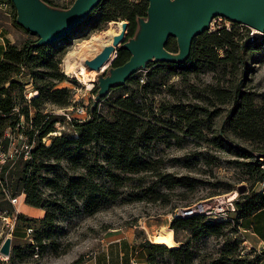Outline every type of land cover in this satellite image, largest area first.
Returning <instances> with one entry per match:
<instances>
[{
	"label": "trees",
	"instance_id": "trees-1",
	"mask_svg": "<svg viewBox=\"0 0 264 264\" xmlns=\"http://www.w3.org/2000/svg\"><path fill=\"white\" fill-rule=\"evenodd\" d=\"M42 1L50 5L48 0ZM147 7V2L140 5L128 3L127 0H101L81 24L91 22L90 15L94 12H98L95 19L98 21L126 20L130 39L135 36L139 18L146 17ZM94 26L91 24V28ZM72 32L41 47L33 46L37 40L26 41L22 45L7 42L6 46L0 47V149L4 153L9 149V139L4 136L7 130L11 135L21 134L23 139L17 140L20 148L13 153V157L7 158L0 166V198H5L6 204L11 206L6 195L14 198L23 194L26 205L44 212V217L38 219L37 228L24 226L32 230L33 238L29 237L28 244L31 253L37 248L40 253L49 250L51 257L65 254L69 245L59 252L61 244L55 238L58 224L63 219L76 211L90 216L98 211L105 200L116 199L117 191L106 188L105 183L119 186L131 180L128 176L148 172L149 161L141 151L162 138L163 133L170 140L180 136L202 139L205 131L203 120L217 117L221 112L219 106L223 104L229 105L230 110L210 144L234 155L236 165L243 170L242 180L247 185L244 184L246 188L243 193H238L234 218L230 222L207 221L202 215L194 214L172 219L170 227L174 235L184 229L189 233L190 241L195 242L202 237L222 235L228 225H232L236 231L240 220L264 209V193L256 189L264 186V96L244 91L242 77L230 91L208 84L205 87L208 94L205 98L198 97V102L184 104L179 100L168 108L158 107L161 115H167L166 120L153 113L154 107L146 111L131 94L124 98L120 96L113 102L115 111L110 120L101 115L98 109L107 95L95 109L88 108L86 120L73 118L68 121L64 114L42 108L49 104L69 112L66 109L71 99L69 90H56L55 87L66 79L59 65L67 52ZM239 38L234 30L219 29L213 34L204 32L192 40L189 55L184 61L164 62L165 67L173 76L188 74L197 67L214 73L220 67L245 70L244 52L261 49L264 35L249 43L250 37L245 41ZM174 41L173 38L168 39L164 47L171 53L177 52ZM220 50L223 54H220ZM129 57L127 51L119 50L114 67L122 65ZM27 84L35 92L32 97L25 95ZM96 92L97 87L92 94L95 96ZM58 123L68 125L76 136L72 138L64 132L58 136L50 135ZM46 137L49 143H46ZM170 140H167L168 143ZM157 176L168 188L182 182H176L170 174ZM18 218L32 220L23 214ZM146 242L150 249L149 264L157 253L172 257L174 264H188L194 259L186 243L167 248ZM226 247L227 244L211 264H258L264 255L252 250L255 257L250 260L248 256H234V250ZM20 253L19 246L13 247L11 254L17 263L21 262ZM81 260L78 257L73 264Z\"/></svg>",
	"mask_w": 264,
	"mask_h": 264
},
{
	"label": "rangeland",
	"instance_id": "rangeland-1",
	"mask_svg": "<svg viewBox=\"0 0 264 264\" xmlns=\"http://www.w3.org/2000/svg\"><path fill=\"white\" fill-rule=\"evenodd\" d=\"M0 1H3L0 7V47L6 46L7 42L22 45L26 41L37 40L38 37L24 30L15 22V9L11 0ZM48 1L50 2L49 7L57 9H67L73 2V0ZM127 1L140 5L146 2V0ZM90 16L91 22H85L77 29L74 28L73 32L71 31L72 37L67 45L65 55L71 50H76L85 40L100 35L101 31L106 30L110 25H114L115 21H126H98L95 20L98 17V12H94ZM91 24L95 25L94 28H91ZM219 29L236 31L240 41H245L253 35L260 36L259 32L254 34V29L235 22L232 23L223 17L222 19H213L204 32L213 34ZM127 33L128 30L125 40L128 39ZM219 52L223 54L221 50ZM64 56L59 66H61L66 79L58 83L55 89L69 90L71 99L66 109L72 111L74 116L82 118L83 115L76 112V109L83 108L86 112L85 116L88 115V108L94 99L92 92L97 87V77L101 74H109V70L115 65V58L101 71L91 70L85 66L89 75L83 76L77 68L70 72L64 71L65 66L62 63ZM94 56H86L87 58L84 60ZM77 59L79 58L75 57V60L80 63L81 61ZM244 60L246 61L245 70L240 67L234 69L220 67L214 73L197 67L188 74H175V76L170 74V70L165 67V63L162 61L146 62L145 66L132 74L130 80L125 84L110 89L107 99L99 104L98 109H100L101 115L110 120L115 111L113 102L120 96L124 98L132 94L146 108V111H149L150 107H154L153 113H157L161 120H166L167 115H161L160 111L157 110L158 107L168 108L169 105L179 100L184 104L198 102V97L205 98L208 94L205 88L208 84L230 91L235 82L242 77L241 82L244 91L251 92L255 96H264V46L259 50L244 52ZM33 93L32 86L27 84L26 97H32ZM219 107L221 112L217 117L208 120L201 116L202 119H205L203 120L205 131L202 139L180 136L178 139L170 140L165 137L167 134L163 133L164 137L162 136L157 141L150 143L145 147L146 150L141 151L144 158L149 161L147 166L150 167V170L148 172L128 176L131 177V180H126L119 186L105 183L106 188L117 191L116 199L105 200L98 211L90 216L81 211H76L63 219L58 224L55 236L57 242L61 244L58 249L59 252H62L69 245L66 251L69 253L68 256L88 254L99 245V239L103 237L106 231L120 229V227H136L138 232L149 235L151 238L159 226L170 227V215H174L179 208L209 201L211 197L216 195H233L234 193L238 195V186L247 185V183L242 180L243 170L235 163L237 158L231 153L225 150L220 151L210 144L221 126L222 119L230 110V106L227 104ZM42 109L60 115L64 113L62 108H56L49 104L44 105ZM54 126L55 131L50 134L52 136H58L61 132L72 138L76 136L74 130L68 125L58 123ZM165 127L168 128L166 125ZM8 137H12L13 142H15L10 150L13 154L15 149L20 147L18 141H15V134L11 135L9 130ZM167 140H170L169 143ZM45 141L46 143L50 142L47 137ZM2 145L4 147V143ZM4 158L0 151V166L3 164ZM163 174H170L176 182L182 181V184L178 182L171 188L166 187L161 182L160 177L157 176ZM22 197L23 194H19V202L15 205L11 204V206L6 204L5 198H0V244L6 237H10L11 251L15 247L14 245L19 246L21 262L17 264H49L51 262L49 250L40 253V249H34L31 253L28 248L29 237L32 236L33 238V234L24 240L7 235L10 232V227L15 226L17 221L21 227L30 226L33 229L38 227V219L36 218H31V221L18 218L20 214L33 215L30 214L32 207L26 205ZM153 198L158 200H149ZM239 230L240 228H237L235 231L232 225H228L220 236L202 237L193 242L190 241L189 233L180 229L174 237L178 247L180 244L186 243L192 251L194 259L188 264H211L226 244V248L234 250V256H248L251 260L255 254L244 245V239H242ZM151 264H174V260L167 254L157 253Z\"/></svg>",
	"mask_w": 264,
	"mask_h": 264
},
{
	"label": "water",
	"instance_id": "water-1",
	"mask_svg": "<svg viewBox=\"0 0 264 264\" xmlns=\"http://www.w3.org/2000/svg\"><path fill=\"white\" fill-rule=\"evenodd\" d=\"M101 0H74L69 9L49 7L42 0H11L16 11L15 22L24 30L38 37L33 44L41 47L62 39L97 7ZM146 17L139 18L135 36L125 40L128 23L121 22V30L110 44L102 46L100 52L84 65L91 70L101 71L111 55L116 57L119 50L129 53V59L120 66L109 70L108 75L97 77V92L89 109L93 110L117 85H123L146 62L180 63L190 52L192 40L208 29L218 16L250 27L264 34V0H146ZM118 22V21H115ZM260 36L248 39L255 42ZM176 41L177 52L171 53L165 47L168 39ZM224 123V120H223ZM246 150V149H245ZM248 151V150H247ZM246 186L241 184L237 193H243ZM11 238L6 237L0 244V255L9 256Z\"/></svg>",
	"mask_w": 264,
	"mask_h": 264
},
{
	"label": "crops",
	"instance_id": "crops-1",
	"mask_svg": "<svg viewBox=\"0 0 264 264\" xmlns=\"http://www.w3.org/2000/svg\"><path fill=\"white\" fill-rule=\"evenodd\" d=\"M256 189L264 193V186H258ZM30 214L33 215H23L29 219H42L44 217V212L34 207H32ZM239 224V232L247 249L264 253V209L240 220ZM11 231L10 236L15 239L24 240L27 238L26 228L19 226L18 223L12 226ZM146 241L151 242L152 240L149 235L138 232L136 227L111 229L104 233L103 237L99 239V245L90 253L83 256H68L69 253L67 252L59 257H49L51 258L49 264H73L78 257L82 259L78 264H130L133 260H137L139 264H149L150 249ZM14 246L17 247L18 245ZM11 253L12 251L7 262L0 259V264H17ZM258 264H264V255Z\"/></svg>",
	"mask_w": 264,
	"mask_h": 264
},
{
	"label": "built area",
	"instance_id": "built-area-1",
	"mask_svg": "<svg viewBox=\"0 0 264 264\" xmlns=\"http://www.w3.org/2000/svg\"><path fill=\"white\" fill-rule=\"evenodd\" d=\"M3 1H0V7L2 6ZM219 19H222V17L218 16ZM76 112L80 113L83 115L82 118L74 116L72 111L69 112H64L63 114L65 115L66 119L70 121L71 119L75 118L78 120H86L88 115H86L85 110L83 108L76 109ZM6 138L9 139V149L6 153H4L1 149L0 151L2 152V155L4 158V162L7 158H12L13 154L10 152L11 147L14 145L15 142H13L12 137H8V130L5 132L4 135ZM17 140H23L22 135L19 134L18 136L15 137V141ZM26 148V147H25ZM17 149H15L16 151ZM14 151V152H15ZM3 162V163H4ZM238 195L234 193L233 195L231 194H223V195H216L214 197H211L205 202H201L200 204H194L191 206L179 208L176 210L177 212L174 215H170V220L175 219V218H187L194 216V214H199L202 215L205 220L209 221H219V222H230L234 218V215L236 213L235 210V201L237 200ZM6 198L10 201L12 205H15L17 202H19V195L16 197L12 198L6 195ZM11 229L12 226L9 229V234L8 236L11 235ZM27 230V236H30L32 233V230L26 229ZM37 250V248H35ZM36 256V254H35ZM1 261L7 262L8 256L0 255ZM6 264V263H4ZM130 264H139L137 260H133Z\"/></svg>",
	"mask_w": 264,
	"mask_h": 264
},
{
	"label": "bare ground",
	"instance_id": "bare-ground-1",
	"mask_svg": "<svg viewBox=\"0 0 264 264\" xmlns=\"http://www.w3.org/2000/svg\"><path fill=\"white\" fill-rule=\"evenodd\" d=\"M114 25H110L106 30L101 31L100 35L92 36L91 38L85 40L81 43L76 50H71L67 55L63 58V66H65L64 71H72L76 68L80 71L81 75L86 76L88 74L87 70L85 69L84 59L87 58L86 56H94L100 52L102 46L110 44L113 37L120 32L121 30V22H114ZM254 34H258L257 31L254 30ZM115 54L111 55L108 62L104 63L101 67L103 70L109 62L114 59ZM75 57H78L81 62L78 63L75 60ZM74 73V72H73ZM89 75V74H88ZM82 76V77H83ZM86 80V79H85ZM35 95V92L33 93ZM173 229L169 226H159L156 233L152 235L151 240L152 242L167 246L169 248H175L178 246V243L174 240V233Z\"/></svg>",
	"mask_w": 264,
	"mask_h": 264
}]
</instances>
